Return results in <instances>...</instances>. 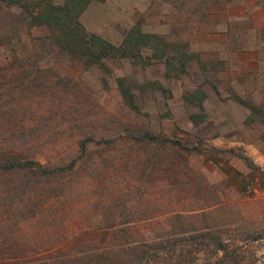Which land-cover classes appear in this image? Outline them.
<instances>
[{
	"label": "rangeland",
	"instance_id": "374dc122",
	"mask_svg": "<svg viewBox=\"0 0 264 264\" xmlns=\"http://www.w3.org/2000/svg\"><path fill=\"white\" fill-rule=\"evenodd\" d=\"M79 18L115 44L135 23L157 36L152 42L165 35L187 54V72L149 55L72 61L57 53L54 26L1 22L0 144L65 167L40 181L57 186L59 197L6 211L9 228L44 251L61 232L98 228L103 203L116 195L133 209L125 225L137 239L164 232L181 212L197 225L257 234L250 246L264 264V0H91ZM8 32L12 40L21 32L16 48ZM22 69L43 84L5 87ZM146 130L158 141L135 139Z\"/></svg>",
	"mask_w": 264,
	"mask_h": 264
},
{
	"label": "trees",
	"instance_id": "16d2710c",
	"mask_svg": "<svg viewBox=\"0 0 264 264\" xmlns=\"http://www.w3.org/2000/svg\"><path fill=\"white\" fill-rule=\"evenodd\" d=\"M90 1L0 0V30L5 28L1 22H12L16 29L46 23L58 30L59 34L53 36L58 47L57 53H67L72 61L79 60L91 65L102 63L103 59L111 56L143 60L144 56L149 55L150 59H163L167 64L176 65V74L187 72L188 56L185 52L172 47L171 39L166 40L165 35L157 34L160 41L157 39L158 41L152 42L149 36H157L146 33L137 23L129 28L119 44L87 31L79 17ZM9 33L4 34L7 45L16 48L23 41L19 36L21 32L15 40H12V35L16 33ZM0 35L3 33L0 32ZM34 61L32 66L35 67L37 61ZM22 71L19 82L14 79L8 86L4 82L5 87L10 90L24 86L25 89L27 85L29 88L43 84L44 80L37 82L38 78L31 75V70ZM14 73L15 70L9 72L11 75ZM121 90L126 97L132 99L133 95L127 87L121 85ZM248 106L252 110L256 107L251 102ZM15 109L9 111V116ZM12 125V129L16 128L15 123ZM134 137L150 142L159 139L148 130ZM89 140H93L92 136L79 140L82 151ZM171 141L184 147L178 140ZM0 145V177L20 175L17 180L9 179L0 184V264H258L257 254L250 246L257 234L247 232L240 236L236 231L231 232L220 226L197 225L189 219L188 214L181 212L172 216L173 221L169 222L164 232L152 238L137 239L125 225L136 217L130 212L133 209L129 202L117 201L116 195L103 203L100 210L101 225L98 228L82 229L73 236H66L61 232L57 245L44 251H35L30 248L35 240L25 241L18 230L9 228V217L4 213L23 205L26 209L35 210L48 205L52 194L59 197V188L55 189L57 186L51 185L48 180L40 181L60 174L65 167L51 166L22 155L20 151L9 150L6 143ZM75 161L76 158H73L70 165L73 166ZM35 198L40 200L36 201Z\"/></svg>",
	"mask_w": 264,
	"mask_h": 264
}]
</instances>
